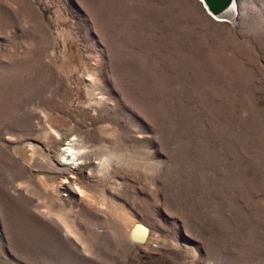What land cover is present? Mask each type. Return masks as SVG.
I'll use <instances>...</instances> for the list:
<instances>
[{
    "label": "rangeland",
    "instance_id": "374dc122",
    "mask_svg": "<svg viewBox=\"0 0 264 264\" xmlns=\"http://www.w3.org/2000/svg\"><path fill=\"white\" fill-rule=\"evenodd\" d=\"M50 127L128 154L80 183L124 234L53 230L14 153ZM0 264H264V0H0Z\"/></svg>",
    "mask_w": 264,
    "mask_h": 264
},
{
    "label": "bare ground",
    "instance_id": "6f19581e",
    "mask_svg": "<svg viewBox=\"0 0 264 264\" xmlns=\"http://www.w3.org/2000/svg\"><path fill=\"white\" fill-rule=\"evenodd\" d=\"M235 7L236 0H232L218 16L232 18ZM50 130L51 132H49V134L53 137L51 140L36 144L33 142H26L22 143L20 146L18 144L14 149V153L18 160L17 162L21 163V166L31 177L32 183L35 184L33 188H36L37 191L31 190V192L41 193L52 199L53 202H51L48 207L53 210V215L56 216H53L52 220V225L54 226L53 230L59 234L62 228L63 230H70L67 225V219H70V217L67 216L70 215L72 222L75 218H78L95 225H98L97 222L103 220V218L104 220L108 218V221L113 225V229L111 230H113L114 234L122 235L121 233H117L119 231L124 234L120 218L111 214L112 211L105 208V206L109 204L106 202L104 203V201L100 203L98 201L99 199L95 201V196L91 192L94 191V188H89L91 190L89 191L84 184L81 185L80 183L88 182L89 175L98 162V160L97 162L94 160L95 157H98L101 164H127L130 161L128 154L125 153V150L118 144L110 143L106 140H101L100 142L92 144L91 138L85 132H81L79 137L68 138L67 135L70 131L58 130V132H55L51 127ZM62 145L64 146L62 147ZM101 164L97 167H100ZM100 176L104 179L103 173H100ZM115 192L117 194L119 191L114 190V193ZM93 210L98 211V213H95ZM41 213L43 214L44 211ZM137 224L140 223L135 222L133 228H130L129 236L133 237L134 235L133 238L135 241L145 242L148 237V230L144 241H140L139 238L142 237L144 229L141 225L138 226ZM78 225L81 226V224ZM103 234L106 239L111 237L106 232ZM119 238H121V236ZM111 239L109 241H111ZM114 239L112 240L114 241Z\"/></svg>",
    "mask_w": 264,
    "mask_h": 264
},
{
    "label": "water",
    "instance_id": "95a60500",
    "mask_svg": "<svg viewBox=\"0 0 264 264\" xmlns=\"http://www.w3.org/2000/svg\"><path fill=\"white\" fill-rule=\"evenodd\" d=\"M203 4L204 8L211 14L216 15L221 14L222 11L230 4L232 0H200ZM225 20V19H223ZM140 223V222H138ZM140 225V224H139ZM142 228L144 229L142 237L139 238L140 241H144L147 233V226L141 224ZM131 239H134L131 237ZM135 240V239H134Z\"/></svg>",
    "mask_w": 264,
    "mask_h": 264
}]
</instances>
